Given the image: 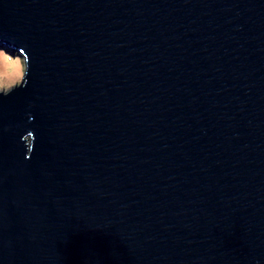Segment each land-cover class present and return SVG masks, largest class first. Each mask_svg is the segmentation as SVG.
Masks as SVG:
<instances>
[{
  "label": "water",
  "instance_id": "1",
  "mask_svg": "<svg viewBox=\"0 0 264 264\" xmlns=\"http://www.w3.org/2000/svg\"><path fill=\"white\" fill-rule=\"evenodd\" d=\"M0 46V264H264V0H0Z\"/></svg>",
  "mask_w": 264,
  "mask_h": 264
},
{
  "label": "clouds",
  "instance_id": "2",
  "mask_svg": "<svg viewBox=\"0 0 264 264\" xmlns=\"http://www.w3.org/2000/svg\"><path fill=\"white\" fill-rule=\"evenodd\" d=\"M29 56L24 52L9 54L0 48V97H8L13 92L23 89L28 83ZM28 154L34 146V136L31 132L22 136L21 140Z\"/></svg>",
  "mask_w": 264,
  "mask_h": 264
},
{
  "label": "rangeland",
  "instance_id": "3",
  "mask_svg": "<svg viewBox=\"0 0 264 264\" xmlns=\"http://www.w3.org/2000/svg\"><path fill=\"white\" fill-rule=\"evenodd\" d=\"M0 48H2V49H4V50H6L5 48H3L2 46H0ZM9 54H16V53H13L12 51H10V50H6Z\"/></svg>",
  "mask_w": 264,
  "mask_h": 264
}]
</instances>
